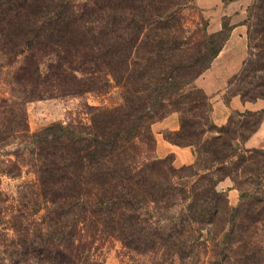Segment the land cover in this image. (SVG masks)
Returning a JSON list of instances; mask_svg holds the SVG:
<instances>
[{
    "label": "trees",
    "instance_id": "16d2710c",
    "mask_svg": "<svg viewBox=\"0 0 264 264\" xmlns=\"http://www.w3.org/2000/svg\"><path fill=\"white\" fill-rule=\"evenodd\" d=\"M197 2L0 0L1 84L11 94L0 98V165L11 166L3 175L19 177L24 165L37 176L20 191L25 209L0 211V264H81L76 240L88 225L141 252L164 246L184 260L210 248L209 264H264V149L246 147L264 111L214 122L196 81L234 27L224 21L212 32ZM248 12L252 53L227 102L264 100V76L249 80L264 73V0ZM53 88L73 96L118 88L123 101L89 107L87 123L33 133L26 104L35 89ZM172 114L180 129L165 139L192 148V165L155 155L152 125ZM227 179L240 193L236 207L219 189Z\"/></svg>",
    "mask_w": 264,
    "mask_h": 264
},
{
    "label": "rangeland",
    "instance_id": "374dc122",
    "mask_svg": "<svg viewBox=\"0 0 264 264\" xmlns=\"http://www.w3.org/2000/svg\"><path fill=\"white\" fill-rule=\"evenodd\" d=\"M229 3L230 2L228 0L226 4ZM253 3L254 0H251L250 6L253 5ZM197 16L198 13L195 11L187 12V17L190 21H192L194 18H198ZM248 16L249 12L246 11V14L243 17H235L234 21L241 22L242 20H245V22H247ZM204 18L209 22L210 28L212 30L217 29L220 22L231 21V24L233 23V18L223 17L222 14H219L217 16L212 10L204 11ZM247 41L248 53L244 63L250 58V54L252 53L249 48L248 37ZM1 63L2 60L0 59V98L10 97L11 94L9 93L8 87H3L4 85L1 84L6 77V70H2ZM22 63L23 59L19 60L18 64L16 65V69L13 68L12 71L16 72V70L22 65ZM244 63L241 67V70L244 66ZM254 66L258 68L257 63H255ZM14 74L16 73H12L11 76H13ZM11 76L9 77L11 78ZM261 76H264V73L255 72L252 73V77L249 80L259 82L261 81V79H258V77ZM232 79L233 77L229 79L224 89V94L221 98L225 102L226 97H228L227 93L231 94L233 91H235V87L230 90V92L228 90L229 82ZM40 89L43 88H39V91ZM39 91L35 89L31 94L32 99L26 104L29 127L31 132L33 133L38 132L54 123L61 122L67 124L79 121H84L87 123L89 119V116L87 114L89 112V107H114L120 105L123 101L120 90L118 88L108 89L107 92L104 91L102 93H83L76 96H73L71 94H63L59 90L54 88L46 94H41ZM218 94H220V92ZM211 101L213 104L212 99ZM169 117L170 119H172L171 121L177 120L180 124V118L178 114H172ZM163 121H165V119L152 125V131L155 135V138H165L167 135H173V133L175 132L171 130H165L163 128H157L161 127V123ZM261 128L264 129V121L261 125ZM259 130L257 131V133L259 132ZM257 133H255L254 135H256ZM261 135H264V131ZM261 138L264 139V136ZM192 150L193 149L190 148H183L181 150L178 149L179 154L177 155V157L176 155L174 156L175 167L181 168L183 166L194 164L196 162V156L192 154ZM155 155L159 157L157 154V149ZM9 159H13V161L15 160V158H2L3 161H8ZM7 166L11 167L9 163H7V165L3 166L2 168L0 165V211L5 210V214L8 215V217H12V214L10 213H17L18 209L21 208L25 209L20 201V191L22 187H24L25 185H36L37 176L34 173L30 172V169L24 165L22 166L23 174H21V176L19 177H10L7 175H3L2 171L5 170ZM219 189L221 191L228 192L229 202L231 206H238L240 202V193L238 190L233 189V182L230 179L222 182L219 186ZM230 190H233L234 192H229ZM235 196L236 202H233ZM43 214L44 212H41L38 216L35 217V219L41 220L40 217ZM28 218L30 219V216H28ZM84 229L85 230L83 231V233L78 236L76 240V247L78 249L76 255H78V257L80 258L81 264H209L212 258L210 248L207 250L199 251V254L196 257L191 256L190 258H186L184 260H181L179 259V257L172 255L170 253V249L164 246H158V248L156 247L151 250H147L146 252H141L140 249H134L125 246L119 239L107 232L101 233L100 230H98L95 226L88 225L84 227ZM10 236H14L13 231H10Z\"/></svg>",
    "mask_w": 264,
    "mask_h": 264
},
{
    "label": "crops",
    "instance_id": "0c3cea01",
    "mask_svg": "<svg viewBox=\"0 0 264 264\" xmlns=\"http://www.w3.org/2000/svg\"><path fill=\"white\" fill-rule=\"evenodd\" d=\"M198 4L204 11L212 10L215 15L222 14L223 17L233 18V31L231 37L226 43L223 51L213 62L211 68L207 70L197 81L199 88L204 90L206 94L213 100V118L218 126H224L228 123L230 113L233 111H264V100L257 102H244L239 97H234L230 102L222 100L224 89L230 78L236 76L247 57L248 53V26L245 20L241 22L234 21L235 17H243L248 11L251 0H236L229 4L223 3V0H198ZM217 9V10H216ZM223 22H220L217 29L212 32H219L222 30ZM220 92V94H218ZM167 118L161 123V127L165 130L178 131L180 129L179 121ZM264 129L254 135L246 143L247 148L264 149V135H261ZM157 154L159 158L163 159L170 155L179 154L178 149L181 147L175 146L165 138L157 137ZM192 149V148H190ZM188 150V149H185ZM192 154L194 152L192 150ZM229 192H234L230 190ZM232 194V193H231ZM233 202H236V196Z\"/></svg>",
    "mask_w": 264,
    "mask_h": 264
}]
</instances>
